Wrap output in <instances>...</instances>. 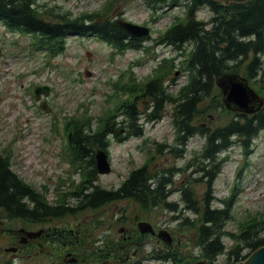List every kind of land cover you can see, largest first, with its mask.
Wrapping results in <instances>:
<instances>
[{
	"label": "rangeland",
	"instance_id": "rangeland-1",
	"mask_svg": "<svg viewBox=\"0 0 264 264\" xmlns=\"http://www.w3.org/2000/svg\"><path fill=\"white\" fill-rule=\"evenodd\" d=\"M36 1L69 11L72 16L86 15L99 23L104 17L130 23L139 33L144 26L147 33H138L137 37L146 49L118 50L96 34L71 33L63 49L49 56L34 49L29 35L10 31L0 23V151L9 156L22 182L40 191L48 205L64 208L59 215H46L36 222L0 214V264H236L241 260L236 261L229 251L237 246L246 258L251 251L245 249L238 235L252 221L264 219V128L245 147L235 142L220 151L210 164L217 167L215 163H220V170L207 182L212 173L207 174L211 167L202 156L205 135L197 130L183 141L185 121L177 119L171 104L152 112L155 118L150 115V101L139 103L138 90L130 91L132 82L140 83L156 73L164 75L167 70H163V64L172 58L178 67L165 75L167 92L176 97L188 82L187 71L179 66L181 61L174 48L157 41L176 16H183L182 5L172 0L154 7L149 6V0ZM55 11L51 10L50 16ZM197 16L208 22L212 13L203 6ZM114 24L121 27V22ZM259 59L264 66V52ZM244 62L248 58L241 61L235 81L243 77L247 90L257 95L253 103L250 95L239 97L244 107L252 104L254 111L228 108L216 83L219 77L203 112L193 119L195 124L202 123L201 129L221 125L236 112L254 115L264 109V82L257 77V81H248L243 76ZM38 85L48 86L49 91L36 100L33 90ZM42 100L50 107L48 111L39 107ZM131 100L145 111L141 131L135 135L129 134L131 128L117 122L124 119L125 104ZM116 114H121L115 119L120 125L116 135L101 139L105 120L110 116L113 120ZM72 120L90 122L94 132L88 134L90 141L79 148L78 163H71V145L68 157L62 153ZM99 150L105 152L109 163L105 174L93 172L95 164H89ZM140 168L148 177L162 174V178H168L166 190L170 195L166 201L175 204L174 211L152 200L143 205L122 195L98 208L83 209L81 195L90 191V180L116 192L131 172ZM183 191L200 204L207 193L213 199L210 207L228 206L229 218L222 229L225 234L220 237L224 250L213 259L205 257L196 246L201 218L199 211L187 210ZM140 221L148 222L155 234L140 233ZM23 226L46 232L42 230L36 238L19 231L12 238L7 231ZM160 230L170 236L169 244L157 237ZM29 239L32 243L25 245ZM155 252L167 254V259L155 257Z\"/></svg>",
	"mask_w": 264,
	"mask_h": 264
},
{
	"label": "trees",
	"instance_id": "trees-1",
	"mask_svg": "<svg viewBox=\"0 0 264 264\" xmlns=\"http://www.w3.org/2000/svg\"><path fill=\"white\" fill-rule=\"evenodd\" d=\"M164 1L166 0H149V5L155 6ZM171 2H179L184 8V14L176 16L160 34L158 40L174 48L179 56V63L181 61L179 66L187 71L188 82L182 85L176 97L167 92L165 82L168 78L165 75L175 66L178 67L172 58L163 64L165 65L163 70H167L164 75L160 76L156 73L140 83L132 82L130 91L132 88L138 90L136 99L139 103L150 101V115L161 109L164 104H171L178 115L177 119L185 121L182 127L183 141L189 139L197 130L205 135L206 145L202 156L211 167L207 173L208 175L212 173L209 180L207 179L209 182L215 172L220 170V163H215L217 167L210 165L216 161L220 151L235 142L245 147L244 145L264 128V109L254 115L236 112L223 124L205 128L206 130L201 129L203 127L201 122L198 124L193 122L195 116L203 112L215 80L225 75L239 74L237 70L241 68V61L245 58H248V62H244L243 76L248 81H257V77L264 82V66L259 59L264 52V0L228 4L214 0H172ZM203 6H207L212 13L208 22L197 16ZM51 10L56 9L39 5L36 0H0V23L10 31L18 30L29 35L35 50L42 48L52 55L63 49L67 35L91 32L90 23L93 24L94 30L96 29L95 32H101V37L111 42L118 50L144 48L137 37L129 36L112 20H106V17L99 23L90 20L86 15L72 16L69 11L60 9L50 16ZM99 24L103 27H97ZM127 91L129 92L128 89ZM261 91L264 95V89L261 88ZM122 115L124 119L117 122L120 125L125 124V128H131L132 132L129 134H138L141 131L140 122L145 116V111L140 110L139 105L131 100L125 104ZM153 117L157 118L154 114ZM89 125L90 122L77 123L74 120L69 123L68 137L73 146V154H71L73 163L81 160L79 148H82L83 143L90 141L88 134L94 133ZM120 125L114 119L111 121V116L108 117L100 132L101 139L108 134L116 135V128ZM231 137H234L235 141L230 140ZM92 163L93 160L89 164ZM169 185L168 178H162V174L157 175L156 178L148 177L143 168H140L131 172L116 192L93 186L92 192L81 195L84 203L81 206L98 207L122 195L131 197L143 205L147 200H152L153 203H161L165 208L174 211L175 204L166 201L170 195L166 190ZM73 194L79 195L76 192ZM181 196L187 210L191 213L199 211L201 223L196 246L200 249V253L209 259L222 254L224 248L220 237L225 234L222 229L229 218L228 206L210 207L213 199L208 197L207 193L201 204L185 191ZM63 209L62 205H48L40 192L22 182L13 171L9 156L0 151V211L5 217L33 222L41 220L46 215H59ZM186 222L189 224L188 220ZM238 237L245 243V249L251 252L263 246L264 219L252 221L243 228ZM240 247L237 246L229 251L235 256L236 261L246 256V254L240 255ZM154 256L167 259V254L163 252H155Z\"/></svg>",
	"mask_w": 264,
	"mask_h": 264
},
{
	"label": "water",
	"instance_id": "water-1",
	"mask_svg": "<svg viewBox=\"0 0 264 264\" xmlns=\"http://www.w3.org/2000/svg\"><path fill=\"white\" fill-rule=\"evenodd\" d=\"M214 1L228 4L231 2L242 3L247 0H214ZM115 22H121V28L128 33H131L133 35H137L139 33L135 31V28L137 27H135L134 25L130 23H126L120 20L115 21ZM146 33H147V29H144L143 27H141V33L139 34H146ZM235 80H236L235 75H225L216 80L217 86L220 88L222 92V96H223L226 106L232 110L237 109L236 111H242L245 113L253 112L254 110L252 111V108L254 106L251 104L252 107H249V106L244 107L242 103L240 102L239 97L242 96L243 98H248V96L250 95L251 103H253L257 99V95H255L252 91L247 90L246 84L243 83V81H246V79L242 77V79L239 78V81H235ZM47 91H48L47 87L37 88V96L41 92H43L44 94H47ZM42 108L49 110L46 105ZM95 162H96V168L98 170V173H107L109 171L108 170L109 163L103 151L101 150L97 151L96 156H95ZM137 226L141 233L155 234L154 229L148 222L140 221ZM38 233H35V235H38ZM29 235H32V233H29ZM156 235L158 238L163 240L166 244L170 243V240H171L170 236L164 230L158 231ZM236 264H264V245L259 247L255 251H253L251 254H249L248 257L239 261Z\"/></svg>",
	"mask_w": 264,
	"mask_h": 264
},
{
	"label": "flooded vegetation",
	"instance_id": "flooded-vegetation-1",
	"mask_svg": "<svg viewBox=\"0 0 264 264\" xmlns=\"http://www.w3.org/2000/svg\"><path fill=\"white\" fill-rule=\"evenodd\" d=\"M20 228H23V227H17L16 229L15 228H13V229L8 228L7 231L12 235V238H13L14 235H16L19 231H21ZM45 232H46V230H44V234H45ZM30 240H33V239H29L25 245L31 244L32 241H30Z\"/></svg>",
	"mask_w": 264,
	"mask_h": 264
},
{
	"label": "bare ground",
	"instance_id": "bare-ground-1",
	"mask_svg": "<svg viewBox=\"0 0 264 264\" xmlns=\"http://www.w3.org/2000/svg\"><path fill=\"white\" fill-rule=\"evenodd\" d=\"M37 51H45V49H42V48H41V49H39V50H37ZM33 93H34V94L37 93V89H34V90H33ZM47 93H48V92H47ZM45 105H46V103L40 104L41 107H44ZM68 127H69V124H68ZM68 130H69V129H68Z\"/></svg>",
	"mask_w": 264,
	"mask_h": 264
}]
</instances>
